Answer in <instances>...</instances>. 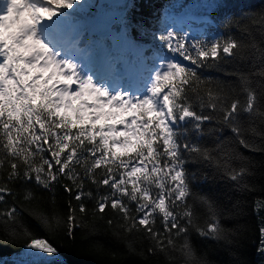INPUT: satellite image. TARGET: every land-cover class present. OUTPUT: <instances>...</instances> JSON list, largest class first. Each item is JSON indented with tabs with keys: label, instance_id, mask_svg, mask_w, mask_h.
Masks as SVG:
<instances>
[{
	"label": "snow or ice",
	"instance_id": "1",
	"mask_svg": "<svg viewBox=\"0 0 264 264\" xmlns=\"http://www.w3.org/2000/svg\"><path fill=\"white\" fill-rule=\"evenodd\" d=\"M90 7L89 0H0V205L14 201L0 208V228L9 238L29 236L24 214L54 228L57 217L28 205L34 189L54 196L60 187L69 197L70 238L110 208L114 235H142L148 253H163L169 264L173 253L183 264H210L196 258L190 230L217 242L228 236L213 203L192 186L208 180L203 167L248 187L247 158L233 145L259 150L245 131L264 140L255 126L264 125V11L226 18L223 27L239 36L198 38L166 24L149 58L126 31L111 43L97 36L85 18ZM229 61L247 64L223 71L238 84L203 75ZM16 185L24 189L19 204ZM193 199L207 208L205 226L196 223ZM260 245L264 254V227ZM24 250L30 264H60L46 238L27 240Z\"/></svg>",
	"mask_w": 264,
	"mask_h": 264
},
{
	"label": "trees",
	"instance_id": "2",
	"mask_svg": "<svg viewBox=\"0 0 264 264\" xmlns=\"http://www.w3.org/2000/svg\"><path fill=\"white\" fill-rule=\"evenodd\" d=\"M100 12H121V17L113 25L115 30L123 29L129 39L145 55L153 58L160 50L159 41L154 35L164 31L166 24L177 22L179 15H193L204 18L202 21L191 20L198 30L191 34L198 38L215 37L222 33L239 36L235 28H224L226 18L237 20L244 13H259L264 11V0H124L121 4H112L108 0H96ZM184 22V20H182ZM105 35L97 33V36ZM260 39L259 36L256 37ZM111 43V39L108 40ZM247 71V64L237 65L229 61L221 66V69L205 70L203 75L218 78L224 82L238 84L236 77L225 76L224 70ZM239 91V89H237ZM242 102L245 96L241 94ZM260 105L264 110V97L260 99ZM258 131L264 132V125L259 120L255 122ZM207 127V126H206ZM243 127H249L248 121L243 122ZM225 136L231 137V133L225 130ZM245 138L250 144L259 150L249 151L233 145L242 157L247 158L248 170L251 173L244 177L247 188H239L226 177L214 172L211 168H201L208 175L207 181L193 184V192L197 196H206L216 208L222 227L226 230L228 241H214L201 238L194 230H190L189 237L196 258H206L210 264H264V254L260 248V228L264 227V140L253 136L250 131L244 132ZM211 144V140L206 141ZM235 167L240 162H235ZM190 170L192 166H189ZM95 194V188H91ZM17 200L23 198L24 189L20 185L15 186ZM101 189V194L104 193ZM37 198L28 207L42 211L49 216H55L61 222L52 229L41 226L38 220L24 214L23 223L28 229L29 236L9 238L0 228V257H8L24 248L27 240L32 238H46L58 249L59 256L63 258L60 264H169L163 253L150 255L147 251L150 247L148 240L142 235L129 236L127 240L121 234L114 235L115 229H109L106 220L113 217L109 208L103 219L87 220L88 227L75 229L74 237L70 238L66 231L67 201L68 195L62 188L55 189L54 196L43 190L34 189ZM6 205L11 206L12 197H6ZM196 215V223L205 226L209 220L206 206L199 200H190ZM75 203V201H73ZM91 209L93 200L87 201ZM134 208V205L132 206ZM100 215V214H98ZM159 226V218H157ZM182 242V241H181ZM131 244L134 251L126 246ZM175 259L172 264H183V258L173 253Z\"/></svg>",
	"mask_w": 264,
	"mask_h": 264
},
{
	"label": "rangeland",
	"instance_id": "3",
	"mask_svg": "<svg viewBox=\"0 0 264 264\" xmlns=\"http://www.w3.org/2000/svg\"><path fill=\"white\" fill-rule=\"evenodd\" d=\"M110 3L115 4H121L124 0H108ZM120 1V2H119ZM92 7L89 8L87 13L85 14V18L92 21L94 19H101L102 23L97 24V27L99 29V33H103L105 29L111 28V25L114 21H116L120 16L121 12L112 11V12H100L99 6L96 2V0H89ZM204 18L193 16V15H179L175 18L177 22H175L178 25V29L183 30H189L190 34L195 33L198 30V27L194 26L190 21H202ZM184 20V22H182ZM93 22V21H92ZM124 30H115L113 29V35L110 38H114L119 36L121 33H123ZM58 261H62L63 258L58 255L57 257ZM31 257L27 254V252L24 250H20L19 252H16L8 257H0V264H30Z\"/></svg>",
	"mask_w": 264,
	"mask_h": 264
}]
</instances>
